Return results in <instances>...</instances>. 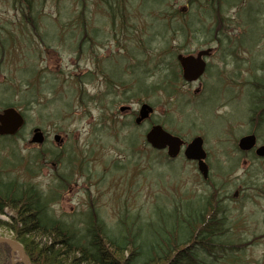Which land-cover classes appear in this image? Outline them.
Returning <instances> with one entry per match:
<instances>
[{
  "label": "rangeland",
  "instance_id": "374dc122",
  "mask_svg": "<svg viewBox=\"0 0 264 264\" xmlns=\"http://www.w3.org/2000/svg\"><path fill=\"white\" fill-rule=\"evenodd\" d=\"M26 1L0 0V111L14 104L27 120L15 139L0 137V171L4 180L25 183L27 179L44 193L55 194L48 214L76 223V229H83V222L97 214L104 225L117 231L127 213L131 223L140 217L138 228L145 231L148 222L153 221L156 226L169 223L176 205L185 209L186 203L206 201L208 186L195 164L186 162L184 157L171 165L161 163L164 157L152 154L145 146V134L153 124H160L187 142L201 136L205 149L210 150V160L215 158L220 166H227L225 151L228 157H236L228 147L235 146L247 134L245 126L251 106L260 93L256 82L263 74V30L255 24L244 27L236 5L227 11L225 8V17L233 22L223 32L232 39L244 33L245 43L254 42L236 51L230 47V54L223 58L226 44L219 46L205 33L187 39L172 30L163 34L161 22L153 18L162 12L165 19L167 10H179L204 19L215 11L207 0H148L145 4L143 0H126V23L119 18L113 21L112 12L108 14L101 0H31L32 4L35 2L34 11L39 13L38 24L28 19L32 6ZM251 1L254 0H242L245 5ZM261 1H254L250 9L243 10L244 23L256 18ZM148 8L154 14L150 15L152 10L147 11ZM82 13L84 26L87 23V32L97 44L95 52L91 43L86 48L81 46V35L85 34L84 27H80ZM184 25L179 19L175 29ZM205 28L195 19L191 30ZM170 45L180 53L195 56L213 48L208 61L210 71L199 84L182 85V95L171 97L169 91L158 90L145 93L144 88L137 87L135 73L140 76L142 72L145 80L152 81L157 77L159 70L154 64L159 60L149 66L134 61L132 55L127 60L125 56L138 50L149 61ZM112 52L115 55L106 59ZM110 73L123 76L112 84L118 87L111 90ZM197 90L201 93L195 96ZM27 95L33 98L30 100ZM199 97V103L194 105ZM184 103L186 107L181 106ZM143 104L150 105L154 114L139 127L129 125ZM122 107L131 109L122 113ZM36 128L47 137L41 146L30 143ZM259 131L264 138V126ZM56 135L61 137V143L55 142ZM131 136L130 142L134 138L139 141L135 146L126 142ZM29 157L45 161L31 166ZM30 170L37 174L30 177ZM236 172L237 177L241 176L240 171ZM251 194L258 199L256 203L245 201L238 205L243 225L238 230L247 240L233 244L226 253L219 252L214 264H264V230L259 228L260 218L254 214L262 208L259 205H264V197L255 196L253 191ZM4 214L0 216L3 222L15 216L6 208ZM0 236L12 237L3 229ZM20 262L21 256L14 253L9 263Z\"/></svg>",
  "mask_w": 264,
  "mask_h": 264
},
{
  "label": "trees",
  "instance_id": "16d2710c",
  "mask_svg": "<svg viewBox=\"0 0 264 264\" xmlns=\"http://www.w3.org/2000/svg\"><path fill=\"white\" fill-rule=\"evenodd\" d=\"M147 1L143 0L142 3L145 4ZM192 1L194 0H190V3ZM228 1L232 0H213L215 11L211 18L210 14L208 16L204 15L206 17L200 19L191 13L182 14L179 10H175L173 13L167 10L165 19L161 17L163 15L162 12H159L161 16L156 15L153 18L161 22L159 23L160 32L163 34H165L164 31L168 34L172 30L174 34L176 31L175 35L183 33L184 37L192 36V33L195 32L191 30V27L196 19L207 27L205 29L211 28L214 36L219 38L221 35L217 36L215 30L229 28V24L231 21L233 22L232 19L227 20L225 17L226 11H221L223 7L229 8L236 5L239 10H248L252 4L249 2L245 6V2H242V0H234L233 3ZM237 1L240 3L239 5L236 4ZM25 3L32 6L28 19L38 24L39 13L34 11L35 2L32 4L31 0H27ZM126 3V0H101L100 4L104 9L105 7L107 8L108 14L112 12L111 18L113 21L119 18L126 23V18H128L126 16ZM207 4L210 6V0H207ZM261 4L262 8L257 17L256 26L264 32V0L261 1ZM151 7L154 8V6ZM152 8H148L147 11L152 10ZM181 11L184 12V9H181ZM143 14L146 13L143 11ZM152 14H154L153 10L150 15ZM170 14H172L171 17ZM84 19L85 16L82 13L80 27H84L85 34L81 35V46L86 48L91 43V50L94 51V47L97 44L93 40L92 35L87 32V23L84 26ZM179 19L185 22V25L175 29ZM210 19L211 22L209 24ZM247 22L248 24L256 23L253 20ZM128 26V24L125 25L126 30H128ZM112 27L115 28V24ZM246 27L249 26L247 25ZM92 31L96 33V30ZM196 36L198 35L192 37L195 38ZM229 37L226 36V39H229ZM225 42L228 46L232 45L228 40H225ZM253 42L254 39L251 44ZM250 45L245 43L243 39H238V42L233 46V51L239 50L243 46L249 47ZM1 48L2 53H4L5 43ZM165 48L163 51L158 52L156 58L150 57L149 61L144 60L142 57L144 53L139 55L138 50L137 52L135 50V52H130V54L126 55V58L128 59L132 55L134 61L142 62L149 66L154 64L155 59L159 60L154 64L159 71L157 72V77H154L155 79L152 81L149 79L150 74L147 77L149 80H145L142 72H140V76L135 73L137 87L144 88L143 91L145 93H152L158 90L169 91L168 95L171 97L182 95V81L178 66H174L177 64L176 57L180 51L178 49L176 51L173 46L171 48V45L165 46ZM84 51H82L81 55ZM260 70L263 71V74L257 80L256 86L258 87L257 91L260 92L258 100L264 114V64ZM32 78L36 77L32 76ZM122 78V75L114 77L110 73L108 88L111 90L118 87H112V84L122 80ZM176 91H178L177 94ZM28 96L27 98L30 100L33 98ZM93 98L96 99L95 97ZM11 107L18 108L14 104ZM130 124L133 125V123ZM130 138L132 136L126 141L128 146H135L139 143L135 138L134 142H130ZM52 155L53 152L50 156ZM29 159L31 161L28 164L31 166L39 160L43 163L45 161L35 157H29ZM30 172L33 173L30 177L37 174L33 170H30ZM28 176V171H26V177ZM53 196L55 197V194ZM53 196L51 192L44 193L42 189L27 179L25 183L18 180H0V216L5 215V208L15 214L8 222L0 220V229L11 234L13 239L24 247L32 264H214V262L217 263L218 261L215 258L218 257L219 252L226 253L234 247L233 244H238L226 245L220 244L217 240H211L213 234L210 236V231L211 233L215 232L214 236L216 237L219 229L215 226L210 230V223L213 225V219L210 220L207 199L206 201L197 199L186 203L184 204L185 209L181 205H176L169 215V223L156 226L154 222H151L146 224L145 231L139 228L135 230L141 221L140 217H135L134 222L131 223L130 216L126 213L123 217L124 219L120 220L118 230L113 231L104 225L97 214H93L86 221L82 220L85 224L83 229H76L74 226L76 223H66L55 219L48 214V207L54 199ZM148 236H151L153 240H149ZM210 256L212 259L209 261ZM141 257L146 260L142 262L140 260ZM9 260L10 249L0 246V264H9Z\"/></svg>",
  "mask_w": 264,
  "mask_h": 264
},
{
  "label": "flooded vegetation",
  "instance_id": "af4514ba",
  "mask_svg": "<svg viewBox=\"0 0 264 264\" xmlns=\"http://www.w3.org/2000/svg\"><path fill=\"white\" fill-rule=\"evenodd\" d=\"M209 71L210 65L208 64L207 73ZM196 84H199V82ZM200 93L201 92L197 90L195 96ZM201 97L195 101L194 105L197 102L199 103ZM252 114H254V116L245 126L247 132L245 136L255 135L257 140V147L255 149L249 152H242L238 148V143L235 144V146H229L228 148L236 154V157H228V152L225 151L227 166H220L218 161H215V158L214 161L210 160V150H206L208 166V182L206 183L208 186V204L210 220L213 219V225L210 223V230L215 226L219 229L216 237L214 236L215 232L211 233L210 231V236L213 234L211 240L219 241V239H221V232L227 230L225 232H227L226 235L229 242H231L233 238V243H244L247 239L243 238L238 230V228L243 227L241 221L242 214L238 213V205L243 204L245 201H249L252 204L256 203L258 199L252 196L253 194H251V191L255 192V196L264 197V158L257 156V150L260 146L264 145V138L261 137L259 131L260 126H263L264 118L261 110L252 112ZM164 153L167 154L165 151ZM182 157L183 155L178 159ZM193 164L197 166V163ZM236 171H240L242 177H237L238 174H236ZM259 206L262 208L259 211L256 210L254 214L257 215V218H260L259 228L264 230V205L261 204ZM252 214L253 213L250 212V216ZM17 264H23V262L21 261Z\"/></svg>",
  "mask_w": 264,
  "mask_h": 264
},
{
  "label": "water",
  "instance_id": "95a60500",
  "mask_svg": "<svg viewBox=\"0 0 264 264\" xmlns=\"http://www.w3.org/2000/svg\"><path fill=\"white\" fill-rule=\"evenodd\" d=\"M211 51H203L198 54L197 57L189 56L183 57L178 56V61L181 64L183 70V78L186 82L192 83L198 81L206 70V62L203 57L208 56ZM124 109H122L123 111ZM153 113V109L148 104H144L141 107L139 118L136 123L141 124L143 121L149 118L150 114ZM24 126V118L14 108L5 109L0 112V136H15ZM56 142H60V137L55 138ZM45 141L44 134L40 129L34 131L32 143L37 145H43ZM147 144L154 150L162 151L167 150L168 155L171 159H175L181 151L184 144L183 140L177 136H174L164 130L163 127L157 125L153 127L146 135ZM204 141L201 137L195 138L184 152V155L188 161H196L199 165V172L203 176L204 180L208 178V167L205 162L206 152L204 150ZM256 146V138L249 136L243 138L239 147L243 151H250ZM257 154L264 157V147L260 148ZM0 245L7 246L11 249L12 255L17 252L21 256L23 264H31L29 257L27 256L24 247L17 241L9 238H0Z\"/></svg>",
  "mask_w": 264,
  "mask_h": 264
},
{
  "label": "bare ground",
  "instance_id": "6f19581e",
  "mask_svg": "<svg viewBox=\"0 0 264 264\" xmlns=\"http://www.w3.org/2000/svg\"><path fill=\"white\" fill-rule=\"evenodd\" d=\"M0 180H2V181H5L4 180V177H2V171H0ZM12 181V180H11ZM151 222H153V221H151ZM151 222H148V223H151ZM148 223H146V224H148ZM140 224V222L138 223V225ZM138 225L136 226V229L135 230H137L138 229ZM225 231H227V230H225ZM225 231H222L221 232V234H220V238L221 239H219V243L220 244H226V245H232L233 244V238L231 239V242H229L228 240H227V235H226V233L227 232H225ZM152 240H153V238H152ZM140 260L143 262V261H145L146 259L144 258V257H141L140 258ZM209 261H210V259H209Z\"/></svg>",
  "mask_w": 264,
  "mask_h": 264
}]
</instances>
